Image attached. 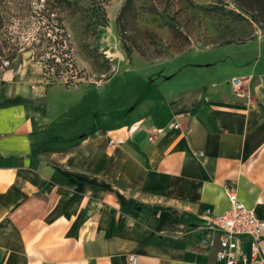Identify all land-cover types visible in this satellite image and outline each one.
Masks as SVG:
<instances>
[{
  "label": "crops",
  "instance_id": "1",
  "mask_svg": "<svg viewBox=\"0 0 264 264\" xmlns=\"http://www.w3.org/2000/svg\"><path fill=\"white\" fill-rule=\"evenodd\" d=\"M248 44L101 124L100 90L52 97L40 71L0 73V264H219L202 216L228 209L227 189L264 221V36Z\"/></svg>",
  "mask_w": 264,
  "mask_h": 264
},
{
  "label": "rangeland",
  "instance_id": "2",
  "mask_svg": "<svg viewBox=\"0 0 264 264\" xmlns=\"http://www.w3.org/2000/svg\"><path fill=\"white\" fill-rule=\"evenodd\" d=\"M124 2H107V24L95 37L82 34L75 19L62 23L75 68L62 64L65 72L54 79L52 69L43 65L49 53L39 40L62 31L58 22L43 18L45 2L0 0V73L8 70L20 76L40 71L45 88L54 86L52 97L76 95L63 94L60 87L100 90L101 96L95 99L96 120L101 124L109 117L112 121L125 114L133 117L168 91L180 89L192 72L189 65L230 61L246 53L243 44L255 49L256 41L264 36V22H254L253 11L240 7V0H133L120 26L125 31L119 34L115 20ZM119 35L131 50L130 60ZM226 41L234 43L225 45ZM224 65L206 71L208 75L214 70L221 73Z\"/></svg>",
  "mask_w": 264,
  "mask_h": 264
},
{
  "label": "trees",
  "instance_id": "3",
  "mask_svg": "<svg viewBox=\"0 0 264 264\" xmlns=\"http://www.w3.org/2000/svg\"><path fill=\"white\" fill-rule=\"evenodd\" d=\"M45 3V8L42 11L43 18L47 22H58L59 28L62 31L61 34H53L44 36L39 42L44 43V47L49 53V58L43 62V65L51 68L53 71L54 79H60L61 74L64 70H61V65L65 64L66 67L75 68L74 62L71 58L72 48L70 44L69 37L64 29L62 23L67 19H75L82 27V34L88 35L89 33L94 37L98 35V29L105 27L107 24V16L105 12V5L110 0H43ZM133 0H125L124 5L120 9V12L115 20V24L119 29V34L124 29L120 31V26L126 18V14ZM243 3L239 5L245 9H250L253 11L251 19L256 22H264V0H240ZM232 15L239 17L240 14ZM259 18H262L260 21ZM121 36V35H119ZM122 43L123 51L128 60H130L131 50L124 44L122 36L120 37ZM234 42L226 41L225 45H231ZM239 44L244 43L238 41ZM1 53V52H0ZM46 73V71H44ZM71 83V81H69ZM67 82V83H69ZM20 99H14L9 101L20 102ZM2 105V104H1Z\"/></svg>",
  "mask_w": 264,
  "mask_h": 264
},
{
  "label": "built area",
  "instance_id": "4",
  "mask_svg": "<svg viewBox=\"0 0 264 264\" xmlns=\"http://www.w3.org/2000/svg\"><path fill=\"white\" fill-rule=\"evenodd\" d=\"M250 76L230 80L233 94L237 98L246 96ZM177 128L176 125L173 126ZM229 207L221 214L209 211L202 216L207 228L217 234L216 262L219 264H261L260 242L264 238V221L257 218L253 210L245 207L235 192L226 190ZM136 256L129 257L130 264H136Z\"/></svg>",
  "mask_w": 264,
  "mask_h": 264
}]
</instances>
